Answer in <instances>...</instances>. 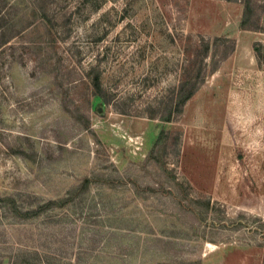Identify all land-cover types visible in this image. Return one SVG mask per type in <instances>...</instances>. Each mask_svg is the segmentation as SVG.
<instances>
[{"label": "rangeland", "instance_id": "obj_1", "mask_svg": "<svg viewBox=\"0 0 264 264\" xmlns=\"http://www.w3.org/2000/svg\"><path fill=\"white\" fill-rule=\"evenodd\" d=\"M250 1L0 0V264H264Z\"/></svg>", "mask_w": 264, "mask_h": 264}, {"label": "trees", "instance_id": "obj_2", "mask_svg": "<svg viewBox=\"0 0 264 264\" xmlns=\"http://www.w3.org/2000/svg\"><path fill=\"white\" fill-rule=\"evenodd\" d=\"M258 8V7H257ZM256 12V8L252 5L250 0H246V3L244 5V9H243V17L241 20V24L242 26H248V22L249 20H251L253 18V15H255ZM250 23V22H249ZM250 26H253V24H250ZM97 88L98 85H97ZM194 92V87H191L186 94L181 98V100L179 101L178 105H180L182 102H184L185 100H187ZM105 101L108 102V99L106 97V95H104Z\"/></svg>", "mask_w": 264, "mask_h": 264}]
</instances>
